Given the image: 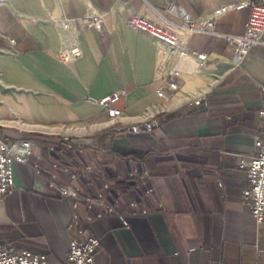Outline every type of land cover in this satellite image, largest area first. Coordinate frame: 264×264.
<instances>
[{"label": "crops", "instance_id": "obj_1", "mask_svg": "<svg viewBox=\"0 0 264 264\" xmlns=\"http://www.w3.org/2000/svg\"><path fill=\"white\" fill-rule=\"evenodd\" d=\"M249 1L11 0L0 6V51H5L0 54V124H24H6L7 135L51 131L94 137L82 154L63 142L57 157H40L46 163L101 166L122 189L129 187L123 175L138 163L149 171L153 193L130 191L123 197L140 199L147 215L129 216V227L116 215L90 224L101 242L94 264H264V225H255L241 201V188L248 185L241 159L253 155V137L261 132L264 44L236 64L223 38L188 35L166 11L175 3L199 17L232 4L214 27L236 34L244 31ZM115 2L124 10L107 16L100 31L79 35L83 56L59 62L60 38L50 17H79L90 7L107 11ZM132 12L175 31L188 54L168 57L149 36L130 30L126 19ZM193 52L206 55L202 68ZM172 67L179 74L178 90L164 88V100L156 89ZM107 95L106 106L100 105ZM150 114L160 121L150 133L126 130ZM13 176L15 188L0 201V243L44 253L48 264H64L68 203L42 192L46 183L28 165H13Z\"/></svg>", "mask_w": 264, "mask_h": 264}, {"label": "built area", "instance_id": "obj_2", "mask_svg": "<svg viewBox=\"0 0 264 264\" xmlns=\"http://www.w3.org/2000/svg\"><path fill=\"white\" fill-rule=\"evenodd\" d=\"M10 1L0 0V6L7 5ZM248 6L249 15L244 31L236 34L220 32L214 27L216 20L234 9L232 4H223L199 17L190 15L175 3H169L166 11L178 18L179 27L188 35L208 32L223 38L233 50L236 64H241L253 46L264 44V0H250ZM122 10H124L123 6L115 2V5L107 11L90 7L79 17H50L60 38L56 59L65 64L80 59L83 56V50L79 44L81 32L89 29L100 31L107 16H117ZM126 25L132 31L149 36L168 57L178 60L188 54L183 40L175 31L161 26L149 17L132 12L126 19ZM3 52L5 51L1 50L0 54ZM191 55L196 59L197 67L202 68L206 55L197 52ZM167 75L164 86L156 89L157 95L164 100L167 97L164 88L171 93L178 90L175 80L179 76L177 69L172 67ZM2 85L3 82L0 79V87ZM259 87L264 96V83H260ZM110 98L111 96L107 95L98 103L106 106ZM195 103L199 104V100L196 99ZM257 114L260 118L261 132L253 137V155L241 159V166L245 169L248 181V185L241 188V201L249 206L256 226L264 225V97ZM159 124L157 116L150 114L142 121L129 124L125 128L134 134L150 133ZM76 148L79 154L83 153L82 146ZM98 151L106 152L107 150L100 147ZM15 164L28 165L32 169L33 176L42 178L46 183L42 192L48 191L68 203L70 219L67 223V231L70 241L64 264H94V258L101 243L100 239L90 232V224L96 219L116 215L123 226L129 227L127 221L129 216L149 213L140 199L123 200L125 193L130 191L141 196L153 193L154 187L151 184L149 171L141 163L123 175V179L129 182V187L122 189L113 185L101 166L83 163L77 167L67 163L61 164L58 161L46 163L34 153V142L31 138H11L0 131V201L15 188L13 176ZM98 182L100 187H97ZM0 264H48V256L25 248L18 249L12 243H0Z\"/></svg>", "mask_w": 264, "mask_h": 264}, {"label": "rangeland", "instance_id": "obj_3", "mask_svg": "<svg viewBox=\"0 0 264 264\" xmlns=\"http://www.w3.org/2000/svg\"><path fill=\"white\" fill-rule=\"evenodd\" d=\"M167 5H166V7H167ZM7 125H9V124H7ZM7 125L6 124H4L3 126L0 125V131L3 134L4 133L7 134L4 130ZM113 126L114 125H112L111 127H107V129H110ZM20 134L21 135H19L18 137H29L33 140V142H34V153H36V155H38V156L42 155L41 153H38V151L42 150V149H46V150L50 149L51 151H55L57 153H62L61 148L63 147V141L61 139H63L64 136H62L61 133H55V132H51V131H48V132L42 131L41 133H39V132H35V131H33V132L30 131V132H27V134L26 133H24V134L20 133ZM9 137H11V136H9ZM68 137H72V136H68ZM11 138H14V137H11Z\"/></svg>", "mask_w": 264, "mask_h": 264}, {"label": "water", "instance_id": "obj_4", "mask_svg": "<svg viewBox=\"0 0 264 264\" xmlns=\"http://www.w3.org/2000/svg\"><path fill=\"white\" fill-rule=\"evenodd\" d=\"M63 142L71 147H78V146H91L94 143V137L89 138V137H82V136H77V137H65L63 138ZM51 154L54 157H57L55 152H51Z\"/></svg>", "mask_w": 264, "mask_h": 264}, {"label": "bare ground", "instance_id": "obj_5", "mask_svg": "<svg viewBox=\"0 0 264 264\" xmlns=\"http://www.w3.org/2000/svg\"><path fill=\"white\" fill-rule=\"evenodd\" d=\"M1 123H5V124H11V125H17V127H18V125H20V126H24V124L21 122V121H5V120H3V121H1Z\"/></svg>", "mask_w": 264, "mask_h": 264}, {"label": "trees", "instance_id": "obj_6", "mask_svg": "<svg viewBox=\"0 0 264 264\" xmlns=\"http://www.w3.org/2000/svg\"><path fill=\"white\" fill-rule=\"evenodd\" d=\"M51 152H55V151H51L50 149L46 150V149H42V150H39L38 153H41L43 156H48ZM57 153V152H55Z\"/></svg>", "mask_w": 264, "mask_h": 264}]
</instances>
